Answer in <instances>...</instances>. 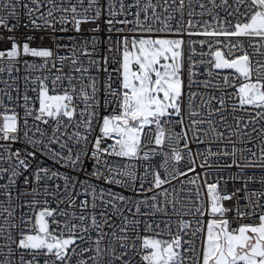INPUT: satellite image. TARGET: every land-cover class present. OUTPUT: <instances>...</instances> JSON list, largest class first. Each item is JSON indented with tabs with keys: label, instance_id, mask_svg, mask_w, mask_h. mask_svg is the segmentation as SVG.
<instances>
[{
	"label": "snow or ice",
	"instance_id": "1",
	"mask_svg": "<svg viewBox=\"0 0 264 264\" xmlns=\"http://www.w3.org/2000/svg\"><path fill=\"white\" fill-rule=\"evenodd\" d=\"M0 264H264V0H0Z\"/></svg>",
	"mask_w": 264,
	"mask_h": 264
},
{
	"label": "built area",
	"instance_id": "2",
	"mask_svg": "<svg viewBox=\"0 0 264 264\" xmlns=\"http://www.w3.org/2000/svg\"><path fill=\"white\" fill-rule=\"evenodd\" d=\"M249 51H251V50H249ZM55 206V204H53V207Z\"/></svg>",
	"mask_w": 264,
	"mask_h": 264
}]
</instances>
